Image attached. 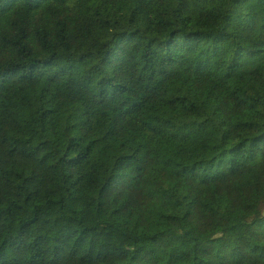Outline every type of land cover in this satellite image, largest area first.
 Returning <instances> with one entry per match:
<instances>
[{
	"label": "trees",
	"instance_id": "trees-1",
	"mask_svg": "<svg viewBox=\"0 0 264 264\" xmlns=\"http://www.w3.org/2000/svg\"><path fill=\"white\" fill-rule=\"evenodd\" d=\"M0 264H264V0H0Z\"/></svg>",
	"mask_w": 264,
	"mask_h": 264
}]
</instances>
